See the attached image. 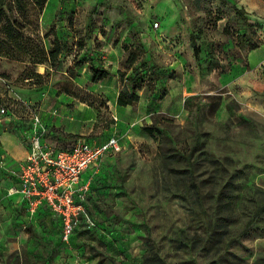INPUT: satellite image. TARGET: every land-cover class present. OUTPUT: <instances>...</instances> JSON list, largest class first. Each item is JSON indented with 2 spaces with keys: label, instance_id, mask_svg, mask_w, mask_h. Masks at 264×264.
I'll list each match as a JSON object with an SVG mask.
<instances>
[{
  "label": "rangeland",
  "instance_id": "1",
  "mask_svg": "<svg viewBox=\"0 0 264 264\" xmlns=\"http://www.w3.org/2000/svg\"><path fill=\"white\" fill-rule=\"evenodd\" d=\"M0 8L27 45L8 42L18 57L0 50V109L22 105L11 109L15 121L0 111V264H264V0L41 8L0 0ZM56 44L55 65L33 62ZM95 69L110 74L95 81ZM123 91L139 99L120 106ZM40 107L51 147L113 134L122 145L88 169L91 221L68 241L49 210L32 215L9 193V166L20 157L2 134L24 138L25 115ZM151 124L159 132L144 130ZM220 209L231 215L223 238L214 232Z\"/></svg>",
  "mask_w": 264,
  "mask_h": 264
},
{
  "label": "built area",
  "instance_id": "2",
  "mask_svg": "<svg viewBox=\"0 0 264 264\" xmlns=\"http://www.w3.org/2000/svg\"><path fill=\"white\" fill-rule=\"evenodd\" d=\"M154 26L158 27L159 22L156 21ZM20 106V103L12 102L0 111L10 114L11 109ZM57 112L54 110V114ZM27 116L30 121L24 138L28 155L24 160L11 163L9 168L18 179V192L25 199L29 213L34 215L41 205H47L61 220L62 238L68 241L82 221H91L86 206L91 182L85 180L83 174L104 153L119 151L122 145L115 134L103 142L79 137L71 148L56 149L46 141L48 126L39 110L31 109V115Z\"/></svg>",
  "mask_w": 264,
  "mask_h": 264
},
{
  "label": "trees",
  "instance_id": "3",
  "mask_svg": "<svg viewBox=\"0 0 264 264\" xmlns=\"http://www.w3.org/2000/svg\"><path fill=\"white\" fill-rule=\"evenodd\" d=\"M36 2L37 5H39V7L41 8L44 3L46 2V0H34ZM4 12V10L2 8H0V26H1V31L3 33V38L0 41V50L5 53V54H9L12 57H18V55H15L14 53H11L10 50H8L7 48V44L9 41L14 42V47L18 48L19 50L24 51V49L27 47L26 43L20 41V37L22 36V34L20 32H18L16 30V26L18 25L16 21H11L9 19H7V21L3 22L2 20V13ZM61 53V48H60V44H56L54 47L50 48V49H44L42 48V50L34 56H32L33 62L35 63H42L45 61H48L51 65H55L58 57ZM110 74V72L108 70L105 69H95L94 71V76L93 79L95 81L103 79L105 77H107ZM139 99V95L135 92L133 93H127L125 91L121 92V94L119 95L118 99H117V103L120 106H128L133 104L134 102H136ZM144 130L153 135L155 134V132H159V129L156 127L155 124H151V125H147L144 127ZM217 202L219 204V206H227L226 201L224 200V197H222L221 195L217 198ZM227 213H229L228 211L223 215V211L222 209L218 210L216 213V230L214 231L215 234H217L218 236L220 235L221 238H223L224 236V232H228V218L231 215H227ZM220 228L223 231H219ZM226 230V231H225ZM220 240V238H219Z\"/></svg>",
  "mask_w": 264,
  "mask_h": 264
},
{
  "label": "crops",
  "instance_id": "4",
  "mask_svg": "<svg viewBox=\"0 0 264 264\" xmlns=\"http://www.w3.org/2000/svg\"><path fill=\"white\" fill-rule=\"evenodd\" d=\"M257 52H258V49L253 50L251 52V59L253 60V62H255V64H257V57H258V53ZM39 112H40V114H41V116H42L45 124L49 127L50 126V123L48 121L49 118L46 116L47 114L45 112H43V107H40L39 108ZM11 113L13 115H17L16 112L13 113L11 111ZM25 117H28V116L25 115ZM7 119H9L10 121H15L16 120L14 118V116H13V118L12 117H7ZM60 124H62V123H60ZM64 124H65L64 126L66 128H72V124L67 123V122H65ZM113 135H115V134H113ZM113 135H111V136H113ZM23 136H24V134H23ZM111 136H109V137H111ZM2 137L4 138V141H5V148L10 152V154L11 155H14L15 157H20L18 159H15L14 162L24 160L27 157V155H28V149H27V145H26V142H25V138H21L19 135H14V134L12 135V134H10L7 131L6 132L5 131L3 132ZM15 137L19 141H17ZM107 139H105V140H107ZM90 140L94 141L93 139H90ZM46 141L50 145V143L48 142V138H46ZM101 142H103V141H101ZM87 171L83 174V178L85 180H86V176L85 175H86ZM19 186H20V184L18 182V179L16 177H14V183L11 186V188L9 189V193L12 194V195H14V196H18L19 197V200L24 204L26 210L28 211L27 204H26L25 199L22 197L21 193L18 192ZM44 208L47 209V210H49V212H50L49 214H50L51 218L61 228V226H62L61 220L56 215H54V213L50 210V208L47 205H41L38 210L40 211L41 209H44Z\"/></svg>",
  "mask_w": 264,
  "mask_h": 264
}]
</instances>
